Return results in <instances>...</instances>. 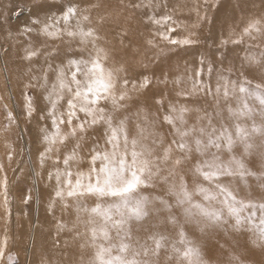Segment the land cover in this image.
Segmentation results:
<instances>
[{
  "label": "snow or ice",
  "instance_id": "snow-or-ice-1",
  "mask_svg": "<svg viewBox=\"0 0 264 264\" xmlns=\"http://www.w3.org/2000/svg\"><path fill=\"white\" fill-rule=\"evenodd\" d=\"M47 0H34L31 5V25L25 26L24 31L31 33L37 31L50 39H59L63 36L79 38L81 43H91L93 52L88 53V58H83L80 52H67L56 50L52 59L58 61L55 65L47 63V71L43 79L48 83V72H54L55 80L46 97L51 107L41 119H50L53 131L43 129V140L46 147L40 153V163L43 166L45 158L50 153L58 151L55 147L58 143L64 144L69 137H79L86 132L87 128L98 123L106 126L104 148L94 146L90 150L91 165L88 171L71 170V163L77 159L78 150L81 149L79 140L72 146L70 152L63 156L64 170L56 169L55 179L58 198L89 196L95 199L93 207L84 208L88 212L89 224L93 247L96 249L93 264H151V261L142 259L149 252L153 255L167 243H171V249L182 264H205L201 252L194 241L189 239L184 228L173 209H178L185 222L196 226H220L233 221L231 227L236 231L247 229L255 233L261 246H264V202H253L239 199L237 194L224 181L231 177L244 178L256 176L264 180V172L257 175L245 165V156L253 155L254 152L260 157L261 167L264 168V84L252 85L248 80H231L223 74L216 72L215 66L208 61L206 66L207 80L204 79L205 61L200 60V67L190 77L192 88L190 91L181 89L176 93L186 101L183 104L168 101L163 123L172 129V139L165 145L163 138L154 139L153 143H159L161 153L154 159L148 158L146 152L151 155L145 145L141 143L147 124V116L141 120V106L137 102H130L128 84L129 79L118 78L113 70L106 69L103 61L107 59V53L96 46L99 37L91 27H85L84 22L90 18L80 15L78 7L70 4L62 7L59 15L45 13L43 20L40 18L46 6ZM149 7L151 4L148 5ZM238 6V5H237ZM134 7H144L137 4ZM22 11V10H21ZM19 15V12L16 13ZM150 19L160 24L169 20L170 17H162L157 20ZM203 19H208L205 16ZM75 20V25H72ZM212 21L209 20V23ZM174 31L169 29L168 32ZM264 31V20L251 19L242 29L239 39H221L220 44L226 46L242 43L244 36H252L253 32ZM162 39L169 45H192L198 43L191 36L184 38H172L167 32L159 33ZM103 53V57L101 56ZM38 52L29 51L26 58L37 56ZM46 57L51 53H45ZM178 53L174 48L167 50L161 48L156 59L170 58ZM246 60L254 62L264 68V52L246 56ZM70 69V75L65 71L64 63ZM120 69L117 71H121ZM216 73L215 86L213 87V73ZM163 82L167 83V76L161 72ZM181 81L175 80L178 84ZM149 76L144 75L139 84L132 80L133 89H144L151 85ZM119 85L120 90L117 91ZM194 93L211 95L216 100V107L209 113L204 110V115L198 118L196 124L187 125L185 114L190 111L187 101ZM224 101V108L220 107V100ZM66 100V108L57 112V105ZM235 101V104L231 101ZM27 115L32 116L35 109L32 107L31 97L25 96ZM102 101H111L112 112L101 107ZM157 105L164 106V99L155 100ZM135 109L133 112L132 109ZM7 110V106H5ZM126 113L122 117H114L112 113ZM226 113V115H225ZM136 118V131L133 133L129 127L130 121ZM7 118L11 122L14 117L8 111ZM61 125H67L70 129L68 135L61 132ZM155 126V122H152ZM158 137V133H153ZM259 140L257 144L255 141ZM241 145L243 148L239 157L232 154L234 146ZM215 149V151H212ZM224 150L230 158L224 160L220 153ZM196 154L199 158L194 157ZM192 171L200 178V182H194L190 189L183 177L178 185H173L172 195L174 203L159 197L150 198L142 194L141 186L145 185V173L151 174L154 165L160 162L171 161L173 169L179 168L186 163H191ZM60 158L57 157V163ZM97 162H99L97 166ZM52 173H49L51 179ZM6 186V179L4 181ZM199 197V199H197ZM31 197H28L30 199ZM159 199L169 215L166 221L179 228L177 239L169 238L158 232L148 235L143 242L136 238L135 246L132 238L130 224L132 221L142 222L155 213L158 217L161 209L155 208L153 200ZM259 213V215H258ZM227 217V219H226ZM98 219V223H97ZM201 227V231L203 230ZM113 232L115 237H113ZM149 242L152 248L148 247ZM256 241H253L255 244ZM4 255L0 248V258ZM234 264H244L239 256L231 257Z\"/></svg>",
  "mask_w": 264,
  "mask_h": 264
},
{
  "label": "rangeland",
  "instance_id": "rangeland-1",
  "mask_svg": "<svg viewBox=\"0 0 264 264\" xmlns=\"http://www.w3.org/2000/svg\"><path fill=\"white\" fill-rule=\"evenodd\" d=\"M186 1L187 4L193 7L192 14H175L174 8H177V0L169 9H166L169 13L167 17H170L169 20L165 21L167 27L166 32L172 38L191 36L193 39H197L199 41L198 43L174 47L169 45L167 41L162 39L159 35L152 39L153 44L143 39L134 38L135 46L129 43L131 36L127 32L122 31L116 34L119 48L121 47L123 50H126V52H138L141 54L138 55V59L135 60L133 64L148 65L146 75L150 77L152 81L151 85L144 89L137 88L134 90L132 82L129 80L128 90L129 96L131 97L130 102H137L141 106L142 115L140 119L143 120L144 116H147L148 123L143 126L145 127V132L150 134L140 139H144L142 144L150 151L151 155L146 152V156L150 159L158 157L161 153L159 152L160 144L158 142L153 143L154 139L163 138L165 145L172 139V129L169 125L163 123V116L166 114L168 101L180 104L186 102L184 98L177 97L176 93L181 89L191 90L192 83L190 77H192L194 71L200 67V60L202 58L205 61V80L208 78L206 66L208 61H211L215 66L216 72H223V74L231 80H248L251 81L252 85L264 84V68L245 59L246 56L253 54L259 57V53L264 52V31H254L251 37L244 36L242 38V43L239 44H233L231 42L226 46L220 44L221 39H229L230 41L232 39H239L242 29L251 19L264 20V0ZM2 2L3 0H0V21L11 23L9 18L5 19L3 17L2 13L4 8L2 7ZM175 3L177 4L174 6ZM18 12L19 15L16 14ZM25 12L26 9L16 8L13 11V15L16 18H20ZM205 16L208 17L207 20L203 19ZM209 20L212 22L209 23ZM126 26L127 24L122 25V27L125 28ZM169 29H174V31L168 32ZM107 41V39H103V44L106 45L108 43ZM147 47H150L154 51ZM161 48L165 50L174 48L178 55L170 58L162 57L156 59L157 53ZM8 50H10V43L4 41L0 34V119L4 124L6 122L5 133L8 136L6 137V143L10 148L7 159H9V161L15 160L16 163L14 167L12 166L11 168L10 172H12V174L10 175V180H15L17 186L20 185L19 191L8 187V192L5 194L4 201H2V207L5 209L8 206L11 226H14L15 229L20 232L19 241L21 242L24 237L26 242L10 250L6 259L7 264H29V252L31 249L32 237L36 229V221H38L37 213L41 207V205L39 207V203L42 201V192L41 186L39 189L36 177L37 168L33 158L30 156L31 152L28 148L29 138L25 135L24 131L25 127L22 118V109L15 91L12 88L8 66L6 65V52H9ZM144 57L149 60L147 63ZM136 65H131L130 68H132V66L136 67ZM123 67L129 68V66L126 65ZM161 72L166 74L167 83L163 82ZM141 78H138L137 84H139ZM177 79L181 81L178 84L174 83ZM215 80L216 73L214 72L212 79L213 87L215 86ZM1 83L4 84V88ZM25 89L24 96L31 97L32 100L33 93L31 88ZM119 90L120 88L118 85L117 91ZM147 92H150V94H147ZM157 99H164L165 103L163 107L155 103ZM107 102L111 103V101ZM148 102L149 104H147ZM231 103L235 104V101L233 100ZM187 104L190 111L185 114V120L187 125L191 126L196 124L198 118L204 115L205 109H207L209 113L212 112L213 108L216 107V100H214L211 95L205 96L202 93H194L188 99ZM5 106H7V110ZM220 107H225L223 99L220 100ZM108 109L112 111V105L109 106ZM8 111H11L14 117L12 122L7 118ZM132 111L134 112L135 109L133 108ZM112 114H115L116 117H122L126 113L118 112ZM41 116L38 118L43 120ZM153 121L155 122V126L150 127ZM12 123L15 124V127H18H16L18 136H20L18 138L11 133ZM136 124L137 120L133 117L129 123V127L132 129L133 133L136 131ZM149 127L151 131H149ZM104 130L106 131V126ZM153 133H159V136L154 137ZM255 142L257 144L260 143L259 140ZM17 143L19 144V155H16ZM212 151H215V149ZM242 151V146L236 145L234 146L232 154L239 157ZM14 154L16 156H14ZM232 154H229L227 150L220 153L224 160L229 159ZM193 155L199 158L195 153ZM244 159L245 165L250 171L256 172L257 175L264 172V168H262L260 164V157L255 152L253 155L245 156ZM194 163L195 159H193L191 163H186L175 169H173L172 164L169 165L170 161L160 162L158 168L154 165L151 169V174L145 173L146 181L145 185L141 186L142 194L150 198L159 197L170 203H174L175 197L172 195L171 190L173 185L179 184L181 177H183L190 189L193 187L194 182H200V178L192 171V165ZM224 182L231 187L239 199H244L245 201L251 200L257 203L264 202V180L257 179L256 176H246L244 178L237 176L228 178ZM39 190L41 193H39ZM15 192L18 193L15 194ZM50 193L51 197H48V199L53 198V193ZM17 194L20 195L18 196ZM28 197L31 198L28 199ZM197 199H199V197H197ZM153 205L155 208L161 209L158 217L155 213H151L144 221H132L130 224L134 245L136 238H140V241L143 242V240L153 232L166 235L169 241L177 239L179 228L166 221V217L169 215L168 210L163 208L159 199L153 200ZM50 207L46 206L45 211L47 214ZM173 214L179 219L180 225L184 228L189 239L193 240L195 245L199 247L205 264H234L231 259L233 255L239 256L240 259L244 261V264H264V246H261L255 233L247 229L242 231L234 230L231 227L233 223L231 220L220 226L203 227V225H201L198 227L193 223L185 222L178 209H173ZM201 227H203L202 231ZM55 240V251L53 250L54 252H51L54 256L65 252L63 249L64 246L57 242V236ZM254 240L256 241L255 244H253ZM148 247L150 249L152 248L151 242H149ZM141 258L151 261V264H182L172 251L171 243L165 244L157 254L153 255L150 251L147 257Z\"/></svg>",
  "mask_w": 264,
  "mask_h": 264
},
{
  "label": "bare ground",
  "instance_id": "bare-ground-1",
  "mask_svg": "<svg viewBox=\"0 0 264 264\" xmlns=\"http://www.w3.org/2000/svg\"><path fill=\"white\" fill-rule=\"evenodd\" d=\"M175 1L176 0H47L44 10L40 12V18L43 20L45 13L48 15H59L62 7H67L70 4L77 5L79 14L87 15L90 18L88 21L84 22V26L86 28H93L96 35L99 37V39L96 40V46L103 49L104 52L108 54L107 59L103 61L105 68L113 70L118 78L127 77L130 82H132V80L137 82L138 78L146 75L148 65L133 64L134 61L138 59V55L141 54L138 52H126V50H123L121 47L119 48L116 34L122 31L127 32L131 36L129 43L134 45V38L143 39L153 44L152 39L158 37L159 33L166 32L167 27L165 21L156 24L150 17H154L157 20L162 17H167L169 13L166 9H169ZM32 3H34V0H3V17L5 19L9 18L11 23L0 21V34L4 41L10 43V50L6 52V65L8 66L12 88L15 91L22 109V118L26 129H24V131L25 135L29 138L28 148L31 152L30 156L33 158L37 168L36 177L39 189L41 186L42 192V201L39 203V207L40 205L41 207L37 213L38 221H36V229L32 237V244L29 252V264H93L96 252L92 244L90 232L93 225L89 224V213L83 211V209H90L93 207L95 205V199L89 196H82L79 198L65 196L63 199L56 197L55 192L57 190V183L55 172L57 168L61 171L64 170L62 162L63 156L70 152L72 146L79 140L82 147L78 150L77 159L71 163L70 167L73 172L82 171L86 173L91 165L90 150L94 146H98L99 148H104V146H106L105 125L98 123L90 126L87 128L86 132L82 133L79 137H69L64 144L58 143L55 146L58 151L48 154L42 166L40 163V153L43 152L46 147V143L43 140V129L47 128L49 132L53 131V129L50 119L40 120L38 117L46 114L47 110L51 107L46 97L51 89L52 82L55 80V74L54 72H48L47 84H45L43 76L47 71V63L53 64L54 67L58 63V61L52 59L56 50L59 49L62 52H80L85 59L88 58L89 52L94 53L95 50L91 43H81L79 38L73 39L65 35L59 39H50L38 34L37 31L26 33L24 31L26 25L35 27L31 25L32 12L36 11L33 9L32 12H30ZM177 3V8H174L175 14H192L193 7L187 4L186 0H177ZM177 3H175L174 6ZM137 4L144 5V7H134V5ZM149 4H151L150 7L148 6ZM16 8L26 9L25 14L20 18H16L13 15V11ZM71 23L75 25L76 21L72 20ZM125 24H127L126 28L122 27V25ZM103 39L108 40L106 45L103 44ZM33 50L37 51L38 55L31 59L26 58L28 52ZM45 53H51V55L46 57ZM101 56L103 57V53H101ZM144 58L147 63L149 60L146 57ZM46 59L47 63L45 62ZM124 64L129 66V68L123 67L125 66ZM131 65H136V67L132 66V68H130ZM64 68L70 75L71 70L67 67V61L64 63ZM120 69L124 70L117 71ZM1 85L4 88V84L1 83ZM25 88H31L33 93V99L31 101L35 111L31 117L27 115L25 106ZM147 94H150V92H147ZM147 104H149V102ZM100 106L105 108L108 112H112L108 109L109 106H111L110 102L102 101ZM65 108L66 100L61 101L57 105V112H62ZM112 115L116 117L115 114ZM5 124L1 122L0 119V248H2L4 252L3 257L0 258V264H7L6 256L9 254V251L14 249L17 245H22V243L24 244L26 242L24 237L21 242L19 241L20 232H18L14 226H11L8 206L5 209L2 207V201L5 199L8 187L14 190L17 189V191L20 189V185L17 186L15 180H10V175L12 174V172H10L11 168L12 166L14 167L16 163L15 160L9 161V159H7L10 148L6 143V137L8 136L5 133ZM151 126L150 124V127ZM16 127L15 124L12 123L11 133L18 138L20 136H18V127ZM150 127L148 128L149 131H151ZM69 131L70 129L67 125H61V132L64 135H68ZM147 134L150 133L145 132L143 137L147 136ZM156 139L159 140L160 138ZM143 141L144 139L142 138L141 143ZM16 147V155H19L18 143ZM159 150V152H161V146H159ZM16 155L14 154V156ZM57 157L60 158L59 163H57ZM98 164L99 162H97V166ZM171 164L170 161L169 165ZM49 173H52L51 179L49 178ZM5 179L6 186L4 183ZM41 192L39 190V193ZM50 192L53 193L52 199H48V197H51ZM16 193L18 192H15V194ZM17 195L19 196L20 194ZM46 206H51L48 214L45 211ZM56 236L58 237L57 242L64 246L63 249L65 252L54 256L51 252L55 251L54 243L56 241ZM113 236L115 237V235Z\"/></svg>",
  "mask_w": 264,
  "mask_h": 264
}]
</instances>
